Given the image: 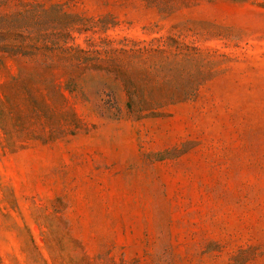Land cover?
I'll return each instance as SVG.
<instances>
[{
	"label": "rangeland",
	"instance_id": "1",
	"mask_svg": "<svg viewBox=\"0 0 264 264\" xmlns=\"http://www.w3.org/2000/svg\"><path fill=\"white\" fill-rule=\"evenodd\" d=\"M24 5L50 10L48 60L63 65L52 80L71 90L49 114L10 111L0 126V264H264V0H7L3 11ZM138 44L152 48L130 63L123 49ZM80 49L89 58L74 61ZM120 49L122 68L151 80L134 96L194 94L158 116L129 113L107 70ZM161 58L188 61L160 72ZM3 62L1 81L39 71ZM34 85L43 101L48 86Z\"/></svg>",
	"mask_w": 264,
	"mask_h": 264
},
{
	"label": "trees",
	"instance_id": "2",
	"mask_svg": "<svg viewBox=\"0 0 264 264\" xmlns=\"http://www.w3.org/2000/svg\"><path fill=\"white\" fill-rule=\"evenodd\" d=\"M7 0H0V73L4 70L3 59L6 56H11L18 60L28 61L34 65L39 64V71L29 72L22 77L14 78L13 80H0V126H3V120L8 113L16 112L23 113L30 117L32 113L45 110L47 114L50 113L48 104L56 103L63 105L66 102V90H71L67 85H55L52 80V73L55 65H61L62 62L50 61V58L58 57L54 51L51 43L47 38L48 25L50 24V10L36 6L24 5L19 11L7 13L3 11V6ZM158 47H161L158 46ZM132 48V47H131ZM148 44H138V48L124 50L120 49L111 59L108 64L113 69H107L116 74L122 81L123 85L128 90L127 108L129 113H134L138 118L148 116H158L162 114V109L170 104H175L184 101L194 94L196 88L188 84L181 87H175L172 92L159 93L156 91H148L146 94L139 95L133 93V89L137 85L142 84L149 88L151 86L150 78L147 73L140 74L139 76H132L127 73L120 65L122 55L120 53L130 52V63L137 64L139 58L143 59L144 54L150 50ZM162 49V48H160ZM80 53H70L74 61L83 60L85 57L84 52L80 49ZM163 50V49H162ZM121 51V52H120ZM160 51V50H159ZM50 59V60H48ZM66 61V59H63ZM182 58L174 60H167L161 58L158 63L160 72L166 68L172 67L182 68L183 62H187ZM86 64H95L90 61H84ZM68 62L66 61L65 64ZM165 76V75H164ZM41 81L46 83L48 89L43 101L35 94L36 85L34 83ZM53 81V82H52ZM132 91V93H131ZM53 102V103H52ZM41 106V110L39 109ZM44 112V111H43ZM73 126H77L78 120L76 118L69 121Z\"/></svg>",
	"mask_w": 264,
	"mask_h": 264
}]
</instances>
